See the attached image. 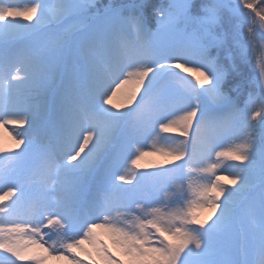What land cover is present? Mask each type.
Segmentation results:
<instances>
[{"label": "snow or ice", "instance_id": "6c2138e0", "mask_svg": "<svg viewBox=\"0 0 264 264\" xmlns=\"http://www.w3.org/2000/svg\"><path fill=\"white\" fill-rule=\"evenodd\" d=\"M256 17L264 0H0V264H264ZM252 56L255 93L234 81Z\"/></svg>", "mask_w": 264, "mask_h": 264}, {"label": "rangeland", "instance_id": "374dc122", "mask_svg": "<svg viewBox=\"0 0 264 264\" xmlns=\"http://www.w3.org/2000/svg\"><path fill=\"white\" fill-rule=\"evenodd\" d=\"M258 1L260 0H255V3L257 4ZM14 2L23 8L33 3H37L38 0H14ZM95 2L98 5V7L102 9L105 5H108V4H133V3H138L139 0H95ZM164 2L165 0H149V3L151 4H160ZM146 15L151 19V9L150 8L146 9ZM253 16H255V13H253ZM253 27L256 29L257 45L259 46L261 43H264L259 40V33L261 31H264V28H261L260 17H256V23L253 25ZM246 31H247V25H245V32ZM189 67H192V66H189ZM241 70L244 72L243 74L245 75V81L243 84L247 86L248 91L255 93L257 91V81L260 75L259 68L256 65L255 56H252L248 63L242 64L240 67V71ZM182 75L189 76V78L194 83L195 76L197 75V73H194V72L183 73L182 72ZM123 103H124L123 93H118L116 96L112 98V105H121ZM0 131H2L5 137L7 138V141L0 140V145H3L5 147H12L15 143V140L13 138L12 126H9L7 128L0 127ZM174 135H179V133H174ZM230 143L231 142L226 141L224 146L228 147ZM145 144H146V147L142 150L145 151L147 154L144 155L139 161L141 165L151 168V167L161 164L163 161L167 159L165 156L161 155L159 151H157V149L159 148L167 147L165 142L162 141L159 137L154 135L153 137L147 139L145 141ZM11 164L12 162L10 160L6 159L3 155H0V168H8L11 166ZM228 171H231V169L225 170L223 174L227 175ZM218 174H221V173L218 172ZM192 179L194 183L200 182L197 176H193ZM196 211L198 215H200L201 218H204L208 215V212L206 209H203V210L198 209ZM98 232L101 235V238L104 239L105 243L108 244L109 247L113 248V251H117L115 247L112 245L107 234H105L102 230H98ZM53 239H55V237H53ZM85 246L87 247V245ZM117 254L119 253L117 252ZM49 258L47 260V264H50ZM61 264H70V262L66 260L65 262Z\"/></svg>", "mask_w": 264, "mask_h": 264}, {"label": "bare ground", "instance_id": "6f19581e", "mask_svg": "<svg viewBox=\"0 0 264 264\" xmlns=\"http://www.w3.org/2000/svg\"><path fill=\"white\" fill-rule=\"evenodd\" d=\"M0 140L7 141V138L5 137V135L2 131H0ZM49 261H50L49 262L50 264H61V263L65 262L66 260L50 257Z\"/></svg>", "mask_w": 264, "mask_h": 264}, {"label": "trees", "instance_id": "16d2710c", "mask_svg": "<svg viewBox=\"0 0 264 264\" xmlns=\"http://www.w3.org/2000/svg\"><path fill=\"white\" fill-rule=\"evenodd\" d=\"M260 1L257 2L259 4ZM240 73L242 74L241 76H234V81H240L244 83L245 81V75L243 74L244 72L241 70Z\"/></svg>", "mask_w": 264, "mask_h": 264}]
</instances>
